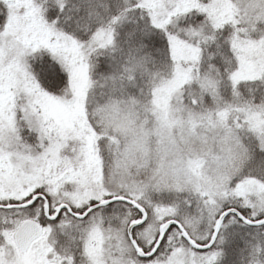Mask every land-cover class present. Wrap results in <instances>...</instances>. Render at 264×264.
I'll return each instance as SVG.
<instances>
[{"label": "snow or ice", "instance_id": "6c2138e0", "mask_svg": "<svg viewBox=\"0 0 264 264\" xmlns=\"http://www.w3.org/2000/svg\"><path fill=\"white\" fill-rule=\"evenodd\" d=\"M0 264H264V0H0Z\"/></svg>", "mask_w": 264, "mask_h": 264}, {"label": "rangeland", "instance_id": "374dc122", "mask_svg": "<svg viewBox=\"0 0 264 264\" xmlns=\"http://www.w3.org/2000/svg\"><path fill=\"white\" fill-rule=\"evenodd\" d=\"M197 131L199 133V136L192 138V144L189 147H194L197 152L212 151V150L219 151L220 150L218 144L212 143V137L219 135L218 130L206 131L205 129H198ZM172 134L174 135V137L176 138L177 141L181 142V146L183 147V140L186 137H188V135H189L188 131L186 129H182V128L177 127V128L172 130ZM204 135H207L209 137V141L207 144H204L201 140V137H203ZM152 142H153V148H154L153 157H152V164L158 166L161 163L165 162L164 156L155 151V149L157 147V138L156 137L152 138ZM186 154H187V148L185 149V155ZM171 159H172V157H169V160H171ZM211 168H214V164H213L211 158H209L205 163V169L208 170Z\"/></svg>", "mask_w": 264, "mask_h": 264}]
</instances>
